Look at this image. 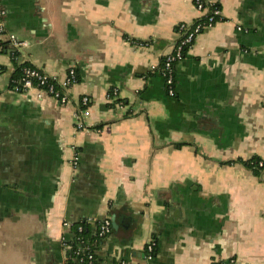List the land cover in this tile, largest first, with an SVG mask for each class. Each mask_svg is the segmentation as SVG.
I'll list each match as a JSON object with an SVG mask.
<instances>
[{
	"label": "crops",
	"instance_id": "crops-1",
	"mask_svg": "<svg viewBox=\"0 0 264 264\" xmlns=\"http://www.w3.org/2000/svg\"><path fill=\"white\" fill-rule=\"evenodd\" d=\"M212 1L169 98L159 67L192 0H0L26 43L0 52V264H69L73 226L95 236L114 206L96 264H264V168L243 165L264 162V0ZM24 65L74 69L69 103L7 92Z\"/></svg>",
	"mask_w": 264,
	"mask_h": 264
},
{
	"label": "built area",
	"instance_id": "built-area-1",
	"mask_svg": "<svg viewBox=\"0 0 264 264\" xmlns=\"http://www.w3.org/2000/svg\"><path fill=\"white\" fill-rule=\"evenodd\" d=\"M195 9L200 14L197 21L190 25L180 24L177 27L178 40L171 53L165 55L159 67V73L163 78L165 91L168 97L175 96V64L181 61L186 52L191 48L196 37L205 29L212 27L221 19V9L212 0H192ZM26 46V43L20 41L14 34L6 30L0 10V52L9 53L12 59L17 57L18 51ZM77 82L74 69H69L67 75L62 81L55 77L47 75L41 69L31 65L21 67L19 76L10 80L7 92L14 94H29L34 91L38 98L43 96L54 99L58 105L65 106L69 103V89ZM0 88V93H1ZM117 92L113 90L108 95V99L115 97ZM79 106L81 111L75 115V128L78 131H84L86 126L83 119L88 116L87 106L88 98H80ZM77 154L73 159V166H76ZM254 167L262 168L263 161H257ZM82 227H77V232L81 233ZM111 232L110 222L108 220L98 224L97 235L103 239ZM156 244L153 240L145 246V258L150 260L155 254ZM84 250V251H82ZM89 248H82L75 252V256L69 264H95V258L90 253ZM115 264H131L125 261H119ZM217 264H228L219 262Z\"/></svg>",
	"mask_w": 264,
	"mask_h": 264
},
{
	"label": "trees",
	"instance_id": "trees-1",
	"mask_svg": "<svg viewBox=\"0 0 264 264\" xmlns=\"http://www.w3.org/2000/svg\"><path fill=\"white\" fill-rule=\"evenodd\" d=\"M20 69L21 68L16 69V71L13 73L11 79L16 78V77L19 76ZM76 78H77V76H76ZM169 98H174V97H169ZM175 147H177V148L180 147V144H175ZM257 161H260V160L252 159V160H250L248 162H243V165L245 167H247L248 169H250V170H252V171L257 173L258 170L264 168V162H263V167L262 168L254 167L256 165ZM78 226L82 227L81 233L77 232V227ZM97 228H98V225L96 227L95 236H92L90 228H89L88 225L81 224V225H74L73 226V231H74V235H75V240L76 241H75V243L72 246L73 248H72V252H71V259L75 256L74 255L75 252L78 251L79 249L89 248L88 251L93 254V256L95 258V264H96V257H95V254H94V249L96 247H98V245L100 244V241H102L97 235ZM82 251H84V250H82Z\"/></svg>",
	"mask_w": 264,
	"mask_h": 264
},
{
	"label": "water",
	"instance_id": "water-1",
	"mask_svg": "<svg viewBox=\"0 0 264 264\" xmlns=\"http://www.w3.org/2000/svg\"><path fill=\"white\" fill-rule=\"evenodd\" d=\"M124 210H126V212L128 211V209H126V208H124ZM116 211H117V207L116 206L110 207V209L108 210L109 216H104V217L101 218V220H97L99 224H101L104 221L108 220L110 222L111 233H113V235L115 233H117V231H119V228L122 225V223L118 222L117 212ZM68 228H69V226H68ZM128 242H126L123 245H125L126 247L130 246V243H128ZM144 257H145V255H144Z\"/></svg>",
	"mask_w": 264,
	"mask_h": 264
}]
</instances>
